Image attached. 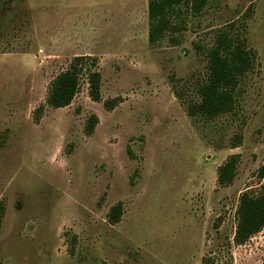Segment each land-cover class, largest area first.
<instances>
[{"label": "rangeland", "instance_id": "obj_1", "mask_svg": "<svg viewBox=\"0 0 264 264\" xmlns=\"http://www.w3.org/2000/svg\"><path fill=\"white\" fill-rule=\"evenodd\" d=\"M149 2L0 0V264H264V230L235 242L240 197L264 184V0L181 6L155 44ZM222 30L242 36L255 67L232 112L191 116ZM76 57L97 67L69 107L48 106ZM231 156L236 176L221 187Z\"/></svg>", "mask_w": 264, "mask_h": 264}, {"label": "trees", "instance_id": "obj_2", "mask_svg": "<svg viewBox=\"0 0 264 264\" xmlns=\"http://www.w3.org/2000/svg\"><path fill=\"white\" fill-rule=\"evenodd\" d=\"M212 0H150L148 6L150 19V43L155 44L164 38L167 32L176 31L172 19L179 15L181 6H188L194 15L200 14ZM255 54L249 50L240 35L230 31H220L213 46L208 51V72L206 79L198 86L201 97L199 103L189 107L191 116L201 115L215 119L232 112L235 105V94L240 80L255 67ZM97 60L92 57H76L65 72L59 74L51 84L46 103L55 109L69 107L81 89V76L88 66L97 67ZM89 96L92 101H101V74L97 70L89 71ZM114 101L104 103L106 110L111 111ZM44 106L37 112L42 113ZM39 115L37 120H39ZM99 119L92 115L86 124L88 136L93 135ZM235 146L234 148H237ZM239 164V156H231L218 170V184L226 187L233 183ZM258 176L264 180V165L258 170ZM122 217L121 206L113 209L110 220L119 223ZM238 224L235 242L246 243L254 235L264 230V184L258 194H242L237 210ZM4 218V205L0 201V230Z\"/></svg>", "mask_w": 264, "mask_h": 264}]
</instances>
